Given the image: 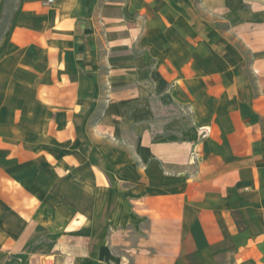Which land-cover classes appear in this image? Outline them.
<instances>
[{
  "label": "crops",
  "instance_id": "obj_1",
  "mask_svg": "<svg viewBox=\"0 0 264 264\" xmlns=\"http://www.w3.org/2000/svg\"><path fill=\"white\" fill-rule=\"evenodd\" d=\"M51 258L264 264V0H0V264Z\"/></svg>",
  "mask_w": 264,
  "mask_h": 264
},
{
  "label": "rangeland",
  "instance_id": "obj_2",
  "mask_svg": "<svg viewBox=\"0 0 264 264\" xmlns=\"http://www.w3.org/2000/svg\"><path fill=\"white\" fill-rule=\"evenodd\" d=\"M48 236H49V237L46 236V237H47L46 240L49 241V242H48L49 244H46V246H45L46 249L49 250L50 247H53L54 245H56V246L59 245V244H54V243H55L54 241H55V239L57 238L56 235H55L54 233H53L52 235H48ZM54 250H55V249H54ZM54 252H55V251H54ZM54 252H53V255H54ZM48 260L51 261V262H53V264H54L56 259L54 260V258H51V259H48ZM56 261L58 262V260H56Z\"/></svg>",
  "mask_w": 264,
  "mask_h": 264
}]
</instances>
